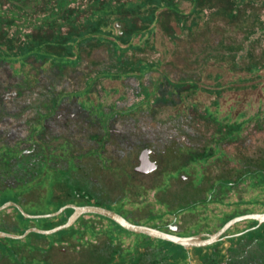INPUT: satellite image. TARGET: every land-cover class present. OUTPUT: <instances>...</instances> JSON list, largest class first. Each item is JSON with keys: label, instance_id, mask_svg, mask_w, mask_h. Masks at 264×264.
Returning a JSON list of instances; mask_svg holds the SVG:
<instances>
[{"label": "flooded vegetation", "instance_id": "1", "mask_svg": "<svg viewBox=\"0 0 264 264\" xmlns=\"http://www.w3.org/2000/svg\"><path fill=\"white\" fill-rule=\"evenodd\" d=\"M24 1L32 3L28 13L19 11L20 5L26 8ZM41 1L0 0V206L13 202L32 216L51 215L66 208L56 216L27 218L9 207L0 211L1 231L21 235L29 228L51 230L67 222L73 212L69 205L101 207L133 224L202 238L220 231L236 217L264 213L247 212L245 208L251 198L259 197L258 192L243 197L245 190H264L260 161L250 162V169L235 170V177H226L222 168L216 170L218 162L227 157L224 150L241 138L244 122L237 121L241 113L231 122L230 111L218 110L216 101L214 109L210 104L202 112L190 111L184 116L186 110L178 108L158 121L156 110L150 108L158 101L164 83L178 105L183 104L181 91L197 90L192 80L174 82L163 73L162 79L143 85L139 103L127 107L116 104L113 98L120 88L114 83L134 78L133 70L140 75L157 71L158 65L146 62L153 66L143 70L139 67L143 62L128 68L118 62L115 70L108 67L83 78L80 46L84 40L79 37L94 25L96 17L91 20L82 16L84 10L70 6L77 0H49L52 12L35 13V5ZM100 1H91V12ZM149 1L140 14L127 15L132 28L142 31L149 27V16L154 25L160 23L156 13L165 7ZM137 21L142 23L140 27ZM120 22L126 30L122 29L117 38L129 33L124 21ZM21 26L28 30H21ZM69 39L74 44L67 55ZM64 54L66 61L57 60ZM257 69V65L252 67ZM243 82L236 77L233 89L247 88ZM220 94L216 92V96ZM196 120L207 125L204 137L201 128L194 125ZM147 190L156 195L151 202L146 197L135 203L122 196ZM100 217L120 227L89 213L63 230L73 228L78 231L77 239L89 245L90 239L83 236L100 234ZM35 234L48 235L30 232L27 245L69 243L66 237ZM99 244L95 256L101 245H113L118 251L114 262L124 264H264V221H237L219 235L217 242L189 249L146 237L134 241L126 251L118 247L115 238Z\"/></svg>", "mask_w": 264, "mask_h": 264}, {"label": "rangeland", "instance_id": "2", "mask_svg": "<svg viewBox=\"0 0 264 264\" xmlns=\"http://www.w3.org/2000/svg\"><path fill=\"white\" fill-rule=\"evenodd\" d=\"M91 1L77 0L70 5L84 10L82 13L84 17L89 16L91 20L96 17L92 21L94 25L85 28L79 37L80 40H84L80 46V68H84L83 78L91 77L96 70L100 71L108 67L115 70L117 67L114 64L118 62H122L121 66L126 68L130 64L137 65L143 62L139 65L143 70L153 66L146 62L157 64V71L140 75L138 70H133L134 78L125 79L121 84L114 83L120 91L114 96L113 102L123 104L124 107L139 103L143 85L150 81L153 83L155 79H162L163 75L174 82L181 78H185L186 81L192 80L196 83L197 90L181 91L182 105H178V99L168 94L170 88L167 84L162 85L161 92L157 94L158 101L150 108L156 110V119L164 121L178 108L186 110L184 116L190 111L202 112L210 104L214 109L212 104L217 101L218 110L224 113L230 111L231 122L241 113L237 121H243L244 124L241 138L224 150L227 157L222 162H218L216 170L222 168L226 177H235V170L241 167L250 169V162L260 161V167L264 168L262 165L264 162V0H155L154 3L176 12L173 13L165 8L158 9L156 14L160 23L156 22L154 25L152 17L149 16L146 19L149 27L142 31L140 29L129 31L127 39L117 38L125 27L122 22L115 19L114 15L119 16V10L111 7L112 1L106 2L104 8L95 11L92 16ZM116 1H127L128 10L134 11L136 7L131 5V1L140 2V0ZM24 2L27 6L32 5L31 1ZM42 5L43 2L36 4L34 12L44 14ZM124 23L127 28L133 29L128 21ZM140 25L142 23L137 21L136 26L140 27ZM20 29L27 31L28 27L21 26ZM12 31L13 28L10 29V33ZM124 40L126 42H123ZM73 44L74 41L69 39L66 45L67 55L71 54ZM128 44L129 47L125 49ZM124 49L125 52L121 54ZM65 56L66 54L58 57L57 60L66 61ZM255 65L258 69L252 70ZM236 77L243 78V86L248 87L241 90L233 89ZM102 81L103 79L99 80L100 95L103 96ZM252 85H255L254 88L251 87ZM148 88L150 89V86ZM217 91L221 92L218 96H216ZM194 125L201 128L200 133L204 137L203 133L207 125L202 120H196ZM210 129L212 133L215 131L214 126ZM257 192L259 197L255 196L247 202L245 206L247 212L258 213L264 210V201L260 199H264V190H245L243 197H251ZM122 196L128 201L139 203L146 197L149 201L154 200L156 195L153 196V191L147 190L142 193H126ZM8 212L12 213V210ZM24 213L29 214L27 211ZM100 218V234L91 238L83 236L90 239L89 245L82 244L76 234L72 238L65 236L69 243L55 246L48 263L98 264L96 260L94 262L90 258L91 251L98 246L96 244L101 245L104 241L115 238L118 247L126 251L134 241L145 238L141 234H133L116 225L113 226L107 219ZM55 235L57 237L59 233L43 236L51 238ZM29 237L5 238L2 243H6L7 246L27 245ZM39 246L46 247V245ZM37 261L38 259L34 262ZM39 262L47 264L44 260Z\"/></svg>", "mask_w": 264, "mask_h": 264}, {"label": "water", "instance_id": "3", "mask_svg": "<svg viewBox=\"0 0 264 264\" xmlns=\"http://www.w3.org/2000/svg\"><path fill=\"white\" fill-rule=\"evenodd\" d=\"M9 207H15L16 209H18L19 212H21L24 215V217H27V218L54 216V215L56 216L66 208V207L61 208L58 212H55L51 215L32 216V215L24 213V211L19 205L13 202H7L6 204L0 206V211L5 210ZM69 207L73 208V212L68 217L67 222H65L64 224H61L51 230H41L38 228H29L25 230L24 233L21 235L0 230V239L2 238L22 239L26 237L30 232H37L41 234H53L60 230L67 229L70 226H72V224L77 220L79 216L83 214L91 213V214H97V215L106 217L112 220L113 222H115L117 225H119L124 230L131 232L133 234H141V235L148 236L152 239L165 240V241L174 243L176 245H180L186 249H189L192 247H203V246L211 245L217 242L219 240V235L222 234L227 228H229L232 224H234L237 221H241V220H245L249 218L255 219L259 222L264 221V213L243 215V216H239V217L232 219L220 231L213 233V234H208L206 238H202V236H199V235L181 237V236L162 232L159 229L151 227V226L133 224L131 222H128L125 218H123L119 214L113 211L101 208V207H96V206L79 207V206H74V205H69Z\"/></svg>", "mask_w": 264, "mask_h": 264}, {"label": "trees", "instance_id": "4", "mask_svg": "<svg viewBox=\"0 0 264 264\" xmlns=\"http://www.w3.org/2000/svg\"><path fill=\"white\" fill-rule=\"evenodd\" d=\"M9 1H11V0H9ZM108 1L109 0L100 1L98 3V6L96 5L94 7V11L91 12V14L94 13L95 11L99 10V9L104 8L105 3ZM41 2H43L45 12H48L49 8H51L49 6V0H42ZM126 2L127 1H124V2H120V1L117 2L116 1L114 3V5H111V7L118 8V10H119V12H118L119 16H117V14H116L115 19H118L119 21H126L127 15L140 14L142 12L141 11L142 7L145 3V1L140 2V3L131 2V5L136 7V10L134 11V10H128L129 8L126 6ZM11 7H12V5H11ZM28 9H29V5L28 6L26 5V8L24 6H21V5L19 6V11H21L22 13H28L29 12ZM10 10L12 11V9H10ZM50 12H52V10H50L49 13ZM2 13L3 12H0V18H1ZM134 29L135 28L128 29V31H132ZM123 37L126 38V36H120V38H123ZM129 39L130 38H128V40ZM123 42H126V41L124 40ZM11 44L12 43L10 42V45ZM64 231H66V232L64 233ZM58 233H59V235L57 237L55 235L51 238H54V237L55 238H58V237L64 238L65 236H69L72 238V237H74L75 234L76 235L78 234V231H76L72 228V229H68V230L59 231ZM35 235L39 236V237H45L43 235H38V234H35ZM144 237H146L147 239H150L147 236H144ZM108 238H110L109 235H108ZM166 244H169V243L166 242ZM58 246H62V245H58ZM54 247L55 246L50 245V246H46L45 248H43L39 245H24V244L20 245V246H14V244L12 246H7L6 243L0 242V249H1V251H0V264H42L41 262H39L40 260H44L47 262V264H50V263H48V258L51 256V251L54 249ZM115 248L116 247H114L113 245L103 244L99 247L98 256L94 255V253H95V248H94L90 253L92 255L89 254L91 256L90 258L92 259V260L91 259L90 260L94 261V262L97 261L98 264H124V261L114 262V257L116 255V253H118L117 249H115ZM24 252H25V254H23ZM36 253H39V255H34ZM27 259H29V260H27ZM37 259H38V261L34 262Z\"/></svg>", "mask_w": 264, "mask_h": 264}]
</instances>
